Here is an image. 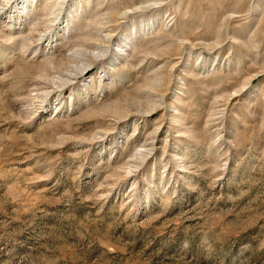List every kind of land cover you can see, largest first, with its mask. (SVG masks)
Masks as SVG:
<instances>
[{
  "label": "rangeland",
  "instance_id": "rangeland-1",
  "mask_svg": "<svg viewBox=\"0 0 264 264\" xmlns=\"http://www.w3.org/2000/svg\"><path fill=\"white\" fill-rule=\"evenodd\" d=\"M0 264H264V0H0Z\"/></svg>",
  "mask_w": 264,
  "mask_h": 264
}]
</instances>
